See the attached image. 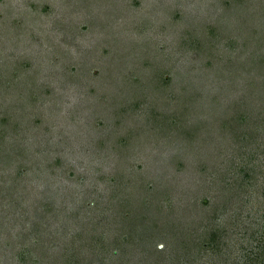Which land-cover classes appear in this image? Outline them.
Listing matches in <instances>:
<instances>
[{"label": "rangeland", "instance_id": "obj_1", "mask_svg": "<svg viewBox=\"0 0 264 264\" xmlns=\"http://www.w3.org/2000/svg\"><path fill=\"white\" fill-rule=\"evenodd\" d=\"M256 251L264 0H0V264Z\"/></svg>", "mask_w": 264, "mask_h": 264}, {"label": "trees", "instance_id": "obj_2", "mask_svg": "<svg viewBox=\"0 0 264 264\" xmlns=\"http://www.w3.org/2000/svg\"><path fill=\"white\" fill-rule=\"evenodd\" d=\"M219 234L218 231H215L211 234V237L208 241L206 242H203L202 243V248L205 247V248H208V247H211L214 245V242H215V239L216 237H219ZM250 254H252V256L248 257L247 256V259H248V262L247 264H263L264 263V254L263 253H259V252H251Z\"/></svg>", "mask_w": 264, "mask_h": 264}]
</instances>
